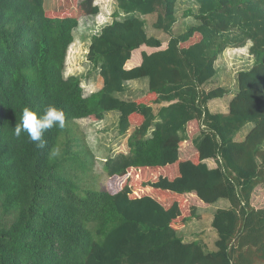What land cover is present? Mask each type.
<instances>
[{
    "label": "trees",
    "instance_id": "obj_1",
    "mask_svg": "<svg viewBox=\"0 0 264 264\" xmlns=\"http://www.w3.org/2000/svg\"><path fill=\"white\" fill-rule=\"evenodd\" d=\"M95 1L0 0V264H264V209L250 203L264 188V0H191L183 18L196 24L177 35L179 0H115L87 54L102 86L84 96L65 59ZM247 43L252 66L237 73L228 111L212 113L228 93L205 88L216 61ZM138 79L145 95L117 96ZM49 105L66 121L45 133L46 148L14 135L25 107ZM111 112L127 153L105 159V188H85L95 156L76 124ZM53 147L62 158H49ZM221 199L229 207L214 212L212 249L183 239Z\"/></svg>",
    "mask_w": 264,
    "mask_h": 264
},
{
    "label": "rangeland",
    "instance_id": "obj_2",
    "mask_svg": "<svg viewBox=\"0 0 264 264\" xmlns=\"http://www.w3.org/2000/svg\"><path fill=\"white\" fill-rule=\"evenodd\" d=\"M94 4L98 6L99 13L96 16L82 17L79 21L77 29L73 31L74 40L67 51L64 68L65 78L70 76L80 78L84 96L99 91L102 86L99 71L92 68L87 60L90 40L92 36L97 35L104 26L114 20L113 13L116 9L115 0H96ZM195 8L196 6L191 0H179L176 9L177 21L173 30L174 35L180 34L186 28L196 24L192 18H183L184 11L187 9L195 10ZM150 23L151 19H147L146 31L148 35L159 38L163 43H166L169 36L154 30ZM249 47L250 43H247L241 49H227L216 61V75L205 85V88L208 90L222 87L228 93L223 98L209 103V109L212 113L228 111L229 100L238 88L237 73L240 70L250 68L253 63L252 57L248 54ZM125 88V92L117 96L127 101L134 100L145 95L148 89V80L138 79L127 82ZM117 121V113L111 112L106 114L102 121L95 122L82 119L76 124L84 132L85 141L95 156V166L84 183L85 188L98 190L105 188L107 177L102 169L105 159L120 152L127 153L128 135L122 137L118 134ZM245 130L246 126L242 131ZM208 164L211 166L213 163L209 161ZM191 202L193 201L190 200ZM250 203L255 208L264 209V188L260 187V189L254 190ZM206 206L208 208L198 210L199 217L189 222L182 234L186 241L199 240L206 250H211L216 238V232L211 227L214 212L217 209L228 208L229 203L227 200L221 199Z\"/></svg>",
    "mask_w": 264,
    "mask_h": 264
},
{
    "label": "clouds",
    "instance_id": "obj_3",
    "mask_svg": "<svg viewBox=\"0 0 264 264\" xmlns=\"http://www.w3.org/2000/svg\"><path fill=\"white\" fill-rule=\"evenodd\" d=\"M65 121L64 112L54 105L47 106L41 113L25 107L22 110L20 121L14 127V135L20 138L22 133H25L28 139L35 144L36 148L44 149L47 147L45 133L55 127L63 129ZM246 127L250 126L247 125ZM48 156L53 160L62 158L61 148H51Z\"/></svg>",
    "mask_w": 264,
    "mask_h": 264
},
{
    "label": "crops",
    "instance_id": "obj_4",
    "mask_svg": "<svg viewBox=\"0 0 264 264\" xmlns=\"http://www.w3.org/2000/svg\"><path fill=\"white\" fill-rule=\"evenodd\" d=\"M231 97H232V96H231ZM224 113H226V112H224ZM248 128H249V127H246V130L249 131L250 128H249V129H248ZM246 130H245V131H242V130H241L243 133H242L241 131L238 133V135H237V137H236V140H237V141H241L242 139L245 138L246 134L248 133V131H246ZM209 161H211V162L213 163L211 166L208 164ZM206 163H207V165H208L209 168H215V163H214L212 160H210V159H209V160H206Z\"/></svg>",
    "mask_w": 264,
    "mask_h": 264
}]
</instances>
